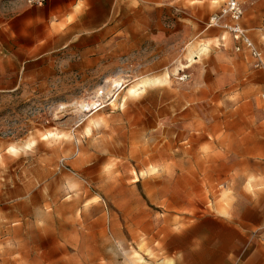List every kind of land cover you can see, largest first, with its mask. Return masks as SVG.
<instances>
[{"label":"rangeland","instance_id":"rangeland-1","mask_svg":"<svg viewBox=\"0 0 264 264\" xmlns=\"http://www.w3.org/2000/svg\"><path fill=\"white\" fill-rule=\"evenodd\" d=\"M237 1L264 52V0ZM225 2L124 0L106 51L40 67L0 40V264L161 262L203 215L260 222L264 70L211 25Z\"/></svg>","mask_w":264,"mask_h":264},{"label":"crops","instance_id":"crops-1","mask_svg":"<svg viewBox=\"0 0 264 264\" xmlns=\"http://www.w3.org/2000/svg\"><path fill=\"white\" fill-rule=\"evenodd\" d=\"M145 2L152 4L153 0ZM158 2L160 9L171 5L170 0ZM145 6L154 9V5ZM123 9L124 0H49L40 6L10 0L0 8V19L5 17L0 24L1 53L5 57H20L24 63L38 61L40 67L46 57L62 49L106 51L108 35L116 37L122 29ZM112 17L114 27L110 28ZM150 21L153 22L152 16ZM223 31L221 42L230 41L235 52L231 35ZM237 54L250 60L253 66L247 53ZM252 208L264 215V202ZM261 219L259 223H250L241 216L203 215L172 232L168 259L147 264H264V216Z\"/></svg>","mask_w":264,"mask_h":264},{"label":"built area","instance_id":"built-area-1","mask_svg":"<svg viewBox=\"0 0 264 264\" xmlns=\"http://www.w3.org/2000/svg\"><path fill=\"white\" fill-rule=\"evenodd\" d=\"M49 0H25L29 6H40ZM244 11L237 0H227L221 11L216 14L211 25L228 32L234 41L236 53H247L253 59L254 69H263V52L255 45L248 31L242 24Z\"/></svg>","mask_w":264,"mask_h":264},{"label":"bare ground","instance_id":"bare-ground-1","mask_svg":"<svg viewBox=\"0 0 264 264\" xmlns=\"http://www.w3.org/2000/svg\"><path fill=\"white\" fill-rule=\"evenodd\" d=\"M132 92H133V91H132ZM132 92H131V93H132Z\"/></svg>","mask_w":264,"mask_h":264}]
</instances>
